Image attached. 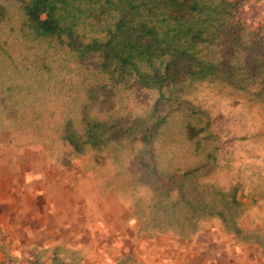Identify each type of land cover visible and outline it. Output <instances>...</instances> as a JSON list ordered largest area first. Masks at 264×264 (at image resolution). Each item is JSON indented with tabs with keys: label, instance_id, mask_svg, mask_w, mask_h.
I'll return each instance as SVG.
<instances>
[{
	"label": "rangeland",
	"instance_id": "374dc122",
	"mask_svg": "<svg viewBox=\"0 0 264 264\" xmlns=\"http://www.w3.org/2000/svg\"><path fill=\"white\" fill-rule=\"evenodd\" d=\"M236 1L235 18L264 38V0ZM21 22L0 0V185L22 199L25 224L7 231L6 264L128 252L135 264L163 241L206 239L264 258V81L177 85L160 100L111 87L69 49L24 37ZM160 119L150 144L133 140Z\"/></svg>",
	"mask_w": 264,
	"mask_h": 264
},
{
	"label": "trees",
	"instance_id": "16d2710c",
	"mask_svg": "<svg viewBox=\"0 0 264 264\" xmlns=\"http://www.w3.org/2000/svg\"><path fill=\"white\" fill-rule=\"evenodd\" d=\"M12 1L24 37L69 49L111 87L155 91L160 100L195 82L263 87L264 38L235 18L236 0ZM162 121L144 122L133 140L150 144Z\"/></svg>",
	"mask_w": 264,
	"mask_h": 264
},
{
	"label": "crops",
	"instance_id": "0c3cea01",
	"mask_svg": "<svg viewBox=\"0 0 264 264\" xmlns=\"http://www.w3.org/2000/svg\"><path fill=\"white\" fill-rule=\"evenodd\" d=\"M2 189L0 185V264H6L8 261L7 247L15 236H7V231L13 230L15 232V230H21L25 224H23L22 215L24 213L21 209L22 199L17 198L16 193H13L11 197H7L6 193L2 192ZM10 199H13V202ZM216 242V240L209 239L205 241L191 240L189 241V243H192L191 249L185 250L180 248L177 250L166 249L167 246L171 245H167V242L163 241L161 245L163 248L162 254L151 256L150 253L146 255L142 253L143 255L136 258L137 261L135 264H264L263 257L247 254L245 245L240 250L235 249V253L229 255L225 251H218L213 246ZM13 243L14 245L19 244L18 240H14ZM126 243L128 245L131 241L128 240ZM151 245L152 242H149L148 246ZM180 245V242L178 244L175 242L172 246L178 247ZM129 258V252L128 254L113 255L110 257H106L105 255H95L93 258L83 256L74 264H128Z\"/></svg>",
	"mask_w": 264,
	"mask_h": 264
}]
</instances>
